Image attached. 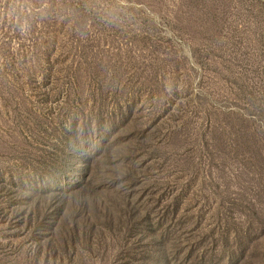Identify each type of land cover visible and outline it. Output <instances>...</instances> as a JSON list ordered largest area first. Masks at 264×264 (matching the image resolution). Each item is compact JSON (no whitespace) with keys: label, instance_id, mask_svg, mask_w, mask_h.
Segmentation results:
<instances>
[{"label":"rangeland","instance_id":"374dc122","mask_svg":"<svg viewBox=\"0 0 264 264\" xmlns=\"http://www.w3.org/2000/svg\"><path fill=\"white\" fill-rule=\"evenodd\" d=\"M0 264H264V0H0Z\"/></svg>","mask_w":264,"mask_h":264}]
</instances>
